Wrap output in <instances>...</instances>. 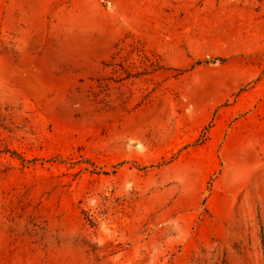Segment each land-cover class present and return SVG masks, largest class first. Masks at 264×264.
Instances as JSON below:
<instances>
[{
    "label": "rangeland",
    "instance_id": "374dc122",
    "mask_svg": "<svg viewBox=\"0 0 264 264\" xmlns=\"http://www.w3.org/2000/svg\"><path fill=\"white\" fill-rule=\"evenodd\" d=\"M0 264H264V0H0Z\"/></svg>",
    "mask_w": 264,
    "mask_h": 264
}]
</instances>
